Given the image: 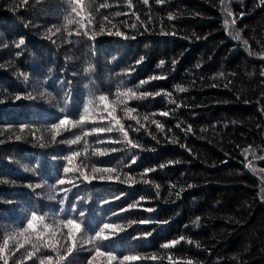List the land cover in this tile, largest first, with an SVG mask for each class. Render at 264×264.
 <instances>
[{"label":"trees","instance_id":"obj_1","mask_svg":"<svg viewBox=\"0 0 264 264\" xmlns=\"http://www.w3.org/2000/svg\"><path fill=\"white\" fill-rule=\"evenodd\" d=\"M101 4L109 7L100 10V19L103 15L114 16L116 12L129 13L113 19L112 23L120 26L122 21L131 23L139 15L148 25L149 32L139 35L137 30L121 27L129 36L136 35V39L103 35L94 46L93 42L79 43L71 48L61 45L62 51L44 38L48 28L62 23L66 7L62 0H30L27 7L21 0H0V45L5 42L12 45L0 48V64L5 65L0 68V139L6 141L0 145V180H13L18 185L40 182L41 178L54 182L63 175L66 161H54L51 157L68 152L65 145L50 149L32 147L36 141L30 132L25 133L27 142L15 141V136L20 134L19 125L43 129L61 114L47 100L17 103L9 97L32 91L37 81L46 79L45 87L57 97L55 103L59 104L60 97L64 96L59 81L75 79L77 83L68 89L72 95L68 97L67 107L78 118L88 96V90L83 86L88 81L73 78L72 73L88 63L95 68L91 79L103 93L110 89L114 92L121 81L127 87H134L150 76H164L165 79L151 81L141 90L170 92L171 97L161 95L129 102V106L136 107L139 113H155L154 118L165 124L164 132L156 131L155 125L149 126L159 144L141 130L130 134L149 149L137 151V163L131 164L129 156H124L121 163V153L99 158L101 166H117L137 180L148 179L151 183L93 182L87 190L72 189L70 199L77 202L76 197L80 196L87 201L86 204L77 203L86 212L89 229L103 222L125 225L140 219L153 220L147 225L134 224L119 240L108 242L109 248L121 254L155 253L163 257L162 261L136 264H170L169 254L180 264H187L189 260L193 264H264V201L261 200L264 159L253 160L251 155L246 159L244 155V150L252 145L256 155L264 157V114L259 111L264 104V77L260 75L264 68V59L260 56L264 53V3L262 0H225L222 5L220 0H165L164 4H157L156 0H149V4L144 5L142 0H132L129 8L127 0H96L97 7ZM225 6L231 9L232 16L223 11ZM133 12L135 15H131ZM241 12L246 13L242 18ZM169 13L175 19L169 20ZM149 16L153 18L151 23H148ZM233 19L235 25L231 24ZM226 20L228 25H225ZM26 24L32 26L26 28ZM161 28L165 31L175 29L177 36L159 35ZM138 30L142 32L143 27L138 26ZM237 33L241 36L239 41L234 39ZM22 36L26 46L17 57L18 50L13 42ZM243 40L248 41L247 46L243 45ZM249 51L256 55H249ZM66 54L74 59L66 62ZM142 56L145 61L127 75ZM161 59L165 60V65L157 68ZM172 59L178 60L177 65L171 64ZM9 63L12 64L10 68ZM18 69L30 73L31 85L13 75ZM61 69L65 71L61 72ZM221 72L227 78L219 77ZM233 73L235 75H231ZM213 84L217 86L213 87ZM176 86L188 91L176 92ZM161 111L171 114L163 117L159 115ZM118 115L123 116V113L118 110ZM178 123L180 128L176 127ZM189 125L193 131L185 133L182 129ZM9 128L12 130L8 131ZM35 135L37 141L41 136L50 140V133L38 130ZM63 135L70 138L67 133ZM169 139H177L178 144L168 143ZM89 141L94 142V138L89 137ZM179 143L186 144V149H181ZM72 147L82 150L81 145ZM152 148L156 151H151ZM169 160L181 163L167 165ZM225 160L227 163H221ZM249 161L251 168L246 166ZM21 164L36 169V174L26 172L19 166ZM161 164L166 167L161 169ZM145 168L157 171L141 177ZM188 184L197 186L188 189ZM156 185H160L159 199H156ZM181 188L185 190L177 199L175 192ZM141 196L147 199L136 208L120 212ZM115 197L121 198L115 200ZM104 200L113 202L102 205ZM0 201H3L0 202V228L4 231L22 226L25 212L36 206L43 211L59 210L54 203L41 200L23 186H0ZM149 207L156 211L148 213L145 209ZM66 211L71 212L70 206H66ZM198 216L201 219L197 225ZM164 220L171 223L159 226L158 222ZM146 232L154 234L144 240L133 239ZM180 235L185 236L184 242L171 250L162 249L163 243ZM188 240L199 242L201 246L197 248L196 243L189 244ZM86 258L87 253H80L72 258V264H81Z\"/></svg>","mask_w":264,"mask_h":264},{"label":"snow or ice","instance_id":"obj_2","mask_svg":"<svg viewBox=\"0 0 264 264\" xmlns=\"http://www.w3.org/2000/svg\"><path fill=\"white\" fill-rule=\"evenodd\" d=\"M43 2V0H42ZM66 5L63 9L62 23L54 24L48 28L44 33V38L51 41L52 44L56 45L62 51L61 45H65L68 48L75 46L79 43L94 42L101 36L107 35L114 38H123L124 40L136 39V35L129 36L125 31L121 30V27L131 28L137 30L139 35H144L149 32L148 25L141 20L139 15L135 16V20L129 23V21H122L120 26L113 24L112 21L115 17L121 15H129V13L116 12L114 16L103 15L100 19L101 9L108 8V4H101L99 7L96 6V0H62ZM144 5L149 4V0H142ZM222 5H225V0H220ZM23 6L27 7L30 0H21ZM157 4H164L165 0H156ZM264 3V0H262ZM129 8L132 7V0H127ZM19 7V5H17ZM223 11L228 15L232 16L231 9L227 6L224 7ZM246 13L241 12L240 18ZM135 15V13H131ZM168 19L173 20L175 17L172 13L168 14ZM153 20L152 16L148 17V23ZM228 21H225V25H228ZM232 25L236 24V20L231 21ZM111 25V27H107ZM31 24H26L25 27H31ZM138 26L143 27V31L138 30ZM227 31V28L225 29ZM155 34V33H153ZM159 35L162 36H177V30L165 31L161 28ZM193 36H196L193 33ZM199 39V37H196ZM236 40H241L239 33L234 37ZM16 51V56L21 55L22 48L26 46L25 37H20L18 41L13 42ZM243 45L247 46L248 41L243 40ZM12 45L5 42L0 45V48H9ZM249 55H256L249 51ZM261 58L264 59V53L260 54ZM65 61H70L74 57L65 55ZM145 57H141L136 61L127 75H131L137 70V66L141 65L145 61ZM178 60L172 59L171 64L177 65ZM165 65V60L161 59L157 65L160 68ZM12 66L9 63L8 67ZM5 65L0 64V68H4ZM199 67V66H198ZM51 71V70H50ZM61 69V72H64ZM95 72V68L92 64L88 63L82 67L79 71H74L72 77H80L81 80H87L83 86L88 90V96L83 102L82 110L78 112L77 116H73L68 110V97L72 93L68 90L74 83H77L75 79L68 80L62 79L59 81L61 89L64 91V96L60 97V103L57 104L55 101L57 97L49 91L45 85L47 80L43 82L37 81L36 87L32 91L18 93L13 97H9L12 102H23V101H37L47 100L48 103L52 104L54 108H57L60 112V117L51 123H47L43 129H34L32 125L21 124L19 125L20 134L15 136V141L27 142L28 137L25 135L26 132L31 133V137L34 141L32 147L39 149H50L54 146H68L67 155L57 156L53 155L52 160H63L64 163L62 172L63 175L56 178L54 182H49L48 179H40V182H29L27 184H17L13 180H0V186L11 185V186H23L30 189L33 195L39 197L41 200L52 202L58 207V211H43L41 207L36 206L28 212H25L23 216L22 226H16L8 231L0 228V264H72V258L80 253H87L85 261H81V264H136V262L143 261H162L163 257L153 253L150 255L146 254H121L115 249L109 248L108 242L113 240H119L122 234L126 233L127 229L133 227L134 224L147 225L153 223L151 219H140L138 221H130L125 225L112 222L99 223L96 227L89 229L87 225L86 212L78 207V203L86 204L87 201L83 197L77 196L76 201L73 202L69 193L72 189H84L87 190L88 186L92 185L93 182L103 183H119L127 185H136L137 183H143L145 185L151 182L148 179L137 180L133 175H130L127 171H122L117 166H101L102 161L99 158L109 157L115 153H121V163L123 162L124 156H129L131 164L137 163V151L143 152L146 149L141 140L133 138L131 133H140L141 130L151 136L152 140H159L156 134L149 131L150 125H155V129L158 132L165 131V124L161 123L160 120L155 119V113L142 114L138 112L136 107L129 106V102L132 101H145L147 99L166 95L171 97V93L161 92H148L141 90L145 85H148L151 81L162 80L164 76H150L148 79L140 80L134 87H127L123 81L116 85L115 91L111 89L108 93L99 92V88L96 85L95 80L91 79ZM18 79H22L25 84L31 85L32 80L30 73L27 71L17 70L13 73ZM235 75V73L231 74ZM260 75L264 77V68L261 69ZM219 77H226V74L221 72L218 74ZM264 82V81H262ZM231 83V82H229ZM213 87L217 85L213 84ZM228 87V85H225ZM188 89L180 86H176V92L184 93ZM99 93V94H98ZM114 97V98H113ZM239 98V97H238ZM246 103L249 101H245ZM180 107V105H177ZM118 110L123 113V116L118 115ZM259 111L264 114V104L261 105ZM170 111L159 112L160 116L168 117ZM131 122H135L134 124ZM88 126V127H86ZM177 128L181 125L178 123ZM259 127V125H258ZM12 129L9 128L8 131ZM43 131L50 133V140L46 139L45 136H41L39 140L36 139V131ZM185 133H191L193 128L189 125L186 129H182ZM171 132V129H167ZM69 134L70 138H65L63 134ZM106 135V138H102ZM89 137L94 138V142L89 141ZM11 140V137H9ZM6 141L0 139V145H3ZM168 143L173 145L178 144L177 139H169ZM81 145L80 148H73L72 146ZM107 145V146H105ZM181 149H186V144L179 143ZM156 151V148L150 149ZM189 151H191L189 149ZM227 155V154H226ZM245 158L248 155L252 156L253 160L264 159L259 157L255 153V149L252 145L244 150ZM96 158V159H93ZM79 159V162L77 163ZM19 163V162H17ZM181 161L169 160L167 165L179 164ZM221 163H227V160ZM24 168L26 172L36 174L37 170L32 167L25 168L22 164L19 165ZM251 168L252 164L246 165ZM127 167V165H124ZM161 169L165 168V164L159 166ZM157 171L154 168H145L140 174L141 177L147 176L149 173ZM264 171V169H261ZM73 177V178H68ZM69 185L70 187H65ZM195 184H188L187 188L192 189L196 187ZM175 188V185L171 186ZM160 185H156V199L160 198L159 192ZM181 188L180 191L175 192L177 199L181 197V193L184 191ZM123 195V194H121ZM121 197H115V200H119ZM147 198L144 196L139 197L138 201L128 205L126 209H121L120 212H126L130 209L136 208L141 201H145ZM261 200L264 201V195H261ZM3 202V201H0ZM113 201L104 200L102 205H107ZM174 202V201H165ZM7 203L13 204L15 201H8ZM66 206H70L71 212L66 211ZM148 213H154L155 208L149 207L145 209ZM118 215V213H113ZM200 217H196L195 223L198 225ZM159 226H167L171 223L170 220H164L158 222ZM154 233L146 232L138 234L133 239L144 240L150 238ZM185 236L180 235L170 241L162 244V249L171 250L175 246L180 245L185 241ZM189 244L196 243L197 248L201 245L199 242L188 240ZM167 260L170 264H180L178 260H174L173 256L169 254ZM187 264H193V261H187Z\"/></svg>","mask_w":264,"mask_h":264}]
</instances>
